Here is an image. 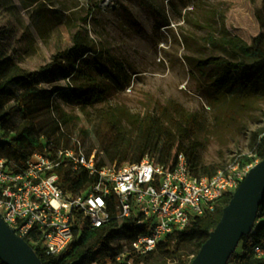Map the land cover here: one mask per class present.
I'll return each mask as SVG.
<instances>
[{
  "label": "rangeland",
  "instance_id": "obj_1",
  "mask_svg": "<svg viewBox=\"0 0 264 264\" xmlns=\"http://www.w3.org/2000/svg\"><path fill=\"white\" fill-rule=\"evenodd\" d=\"M102 1L0 0V87L8 90L0 93V157L53 147L97 151L99 161L117 165L171 164L179 153L210 171L237 157L261 161L262 0ZM31 74V82L12 83ZM37 91L50 102L37 118L15 110L20 98L40 99ZM26 129L35 134L21 143ZM181 234L164 241L180 242L190 260L198 240L179 241ZM257 248L264 251L256 246L254 257H264ZM150 263L181 260L162 253Z\"/></svg>",
  "mask_w": 264,
  "mask_h": 264
},
{
  "label": "built area",
  "instance_id": "obj_2",
  "mask_svg": "<svg viewBox=\"0 0 264 264\" xmlns=\"http://www.w3.org/2000/svg\"><path fill=\"white\" fill-rule=\"evenodd\" d=\"M253 166L243 165L237 157L208 176L196 174L184 153L171 164L145 158L117 165L99 164L97 151L47 147L22 164L0 157V217L47 256L66 251L85 227L133 217L138 235L122 239L116 257L117 264H132L135 257L155 251L165 238L182 233L195 217L213 212ZM79 170L92 180L79 192L67 189L76 180H65L63 173Z\"/></svg>",
  "mask_w": 264,
  "mask_h": 264
},
{
  "label": "trees",
  "instance_id": "obj_3",
  "mask_svg": "<svg viewBox=\"0 0 264 264\" xmlns=\"http://www.w3.org/2000/svg\"><path fill=\"white\" fill-rule=\"evenodd\" d=\"M98 6V3L95 4ZM262 11L264 13V0H262ZM260 49V48H259ZM76 63L73 64V69H75ZM34 74L22 76L21 78H14L12 83L17 82H31ZM7 87H0L1 94H7ZM36 94H40L34 104H27V97L20 98L15 104V110L17 108L24 110L27 116L35 119L41 114L45 109L50 105V102L46 96L45 91H37ZM92 93V91H88ZM17 106V107H16ZM14 111V110H13ZM11 113H6L3 118L7 119ZM3 119H0V121ZM57 128V127H56ZM55 128V129H56ZM55 132V131H54ZM33 134H35L31 129H26L23 132L18 134L16 139L24 143L28 140ZM9 135V134H7ZM13 141L15 139H12ZM12 141V142H13ZM11 142V143H12ZM11 143H5L6 148L13 149ZM30 146L37 148L39 146V140L34 139L30 142ZM256 155L259 159H264V135L258 140L256 149ZM29 153H20L16 154V161L22 164L28 157ZM241 163L243 165L253 164L255 161L254 157L241 158ZM190 165L192 170L198 175H214L219 167L213 168L211 171L206 167H200V165L193 163L191 160ZM163 163V162H161ZM99 164H105L102 161H99ZM75 182L72 187H66L67 189L74 190L76 192L81 191L85 184L92 180V177L88 176V173L85 171L79 170L75 172ZM74 181V180H73ZM233 193H230L222 197L217 202V211L208 213L206 216H197L191 221V225H188L182 234L179 237V241L186 239H197L198 240V250L195 253L194 257L199 253L202 245L209 238L210 233L215 229L216 225L220 221L223 210L225 206L230 202ZM261 218H264V199L260 205L258 218L254 230L242 237L236 251L231 256L228 264H264V257L257 258L254 257V249L256 246H261L264 248V221L259 222ZM138 228L134 224V218H123L120 220H114L111 223L103 227L90 228L85 227L82 235L75 239L69 246V248L55 256L44 255L40 250H36L39 256L41 257L44 264H91L92 262L98 260L102 264H117L116 257L121 250V240H133L138 235ZM179 244L174 243L172 240L167 239L163 240L158 249L144 256L135 257V264H151L150 259L153 256L167 253L175 257H180L181 264H190L192 259L187 260L180 256ZM133 263V264H134ZM0 264H4L0 260Z\"/></svg>",
  "mask_w": 264,
  "mask_h": 264
},
{
  "label": "water",
  "instance_id": "obj_4",
  "mask_svg": "<svg viewBox=\"0 0 264 264\" xmlns=\"http://www.w3.org/2000/svg\"><path fill=\"white\" fill-rule=\"evenodd\" d=\"M264 199V159L241 181L222 217L190 264H228L243 236L257 222ZM0 260L4 264H44L37 251L0 217Z\"/></svg>",
  "mask_w": 264,
  "mask_h": 264
},
{
  "label": "flooded vegetation",
  "instance_id": "obj_5",
  "mask_svg": "<svg viewBox=\"0 0 264 264\" xmlns=\"http://www.w3.org/2000/svg\"><path fill=\"white\" fill-rule=\"evenodd\" d=\"M59 130H60V127H57V128L55 129V133H58ZM42 134H44V133H42Z\"/></svg>",
  "mask_w": 264,
  "mask_h": 264
}]
</instances>
